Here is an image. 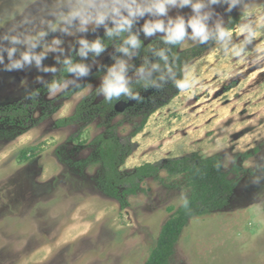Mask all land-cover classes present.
<instances>
[{
	"label": "rangeland",
	"instance_id": "obj_1",
	"mask_svg": "<svg viewBox=\"0 0 264 264\" xmlns=\"http://www.w3.org/2000/svg\"><path fill=\"white\" fill-rule=\"evenodd\" d=\"M90 2L106 6L107 16L103 24L93 21L81 30L80 20L73 17L68 22L67 14L82 0H0V110L34 105L35 122L22 133L15 125L0 123V264L145 263L161 226L181 204V191L146 179L141 191L121 208L97 187L100 166L80 165L93 158L97 136L115 126L113 132L124 142L140 119L119 111L109 120L84 119L60 128L55 123L73 115L84 98L91 97L92 103L105 98V82L113 79L111 69L119 72L123 65L125 86L142 75L128 71L135 54L121 45L113 42L97 53L83 48L81 40L91 45L108 33L123 31L126 37L148 43L168 37L167 30L183 19L180 49L184 50L202 42L188 26L197 15H207L202 22L214 40L185 67L182 81L189 86L180 88L130 139L133 151L121 170L191 153L219 154L224 171L237 181L230 203L191 218L169 264H264V54L260 51L264 34H259L264 33L260 22L264 0H191L204 5L196 11L180 0H135L142 8L164 2L165 12L152 8L132 17L122 6L131 0ZM113 6L119 16L111 11ZM121 16L131 23L116 30ZM231 21L228 30L233 36L218 39L219 30ZM154 23H161L164 30L146 34L143 27ZM241 24L257 32V38L243 43ZM241 46L243 52L235 56ZM9 49H14L11 55ZM74 57L81 61L75 69L85 71L75 70L49 90L52 78ZM76 85L84 86L70 98L62 97ZM28 147L35 148L36 156L21 161V152ZM244 153L249 158L239 157ZM234 165L240 171L237 178Z\"/></svg>",
	"mask_w": 264,
	"mask_h": 264
},
{
	"label": "trees",
	"instance_id": "obj_2",
	"mask_svg": "<svg viewBox=\"0 0 264 264\" xmlns=\"http://www.w3.org/2000/svg\"><path fill=\"white\" fill-rule=\"evenodd\" d=\"M231 21L226 28L232 25ZM129 37L123 31L111 32L98 40L101 49L116 43L126 49L127 53H134V59L128 71L142 75L128 84V93L119 96L103 98L92 103L91 97L84 98L75 108L73 115L58 120L55 126L65 127L84 119L93 120L104 117L107 120L118 111L115 106L123 104L120 113L129 114L140 121L129 138L124 142L113 132L115 126L107 129L93 140L95 153L93 158L80 162L81 167L90 164L100 166L97 187L107 197L114 199L121 208L128 205L127 198L137 195L141 191V184L146 179L161 182L166 187L177 188L183 199L160 228L158 238L144 264H169L174 254V247L189 220L195 216H204L221 210L229 205L234 194L237 181L230 179L224 171L222 157L219 154L208 157L198 153H191L179 158H171L157 163H144L130 171H122L121 167L132 153L131 138L139 134L150 115L159 108L167 105L180 91L178 84L182 81L185 67L199 57L213 42L214 36L190 48L181 50V41L172 43L168 37L156 38L148 43L137 39L139 45L133 47L126 41ZM81 61L71 58L49 83V90H53L66 81ZM143 69V71H141ZM84 85H76L62 94L63 98H70L74 93L83 89ZM34 106V105H33ZM28 105H13L0 110V123L6 122L19 127V133L33 127L32 107ZM46 118L42 116L41 119ZM36 156L35 148L28 147L21 152L20 160H28ZM248 153L240 154L242 159L249 158ZM165 174V178L161 177ZM232 173L238 177L240 171L233 166Z\"/></svg>",
	"mask_w": 264,
	"mask_h": 264
},
{
	"label": "clouds",
	"instance_id": "obj_3",
	"mask_svg": "<svg viewBox=\"0 0 264 264\" xmlns=\"http://www.w3.org/2000/svg\"><path fill=\"white\" fill-rule=\"evenodd\" d=\"M167 3H175V0H165ZM217 0H209V3H216ZM236 0H232V3H235ZM181 5H190L194 11L200 9L204 5L201 2L191 3V0H180ZM135 0H131L130 4H124L122 5L128 12V16H136V15H143L144 11H152V8H155L156 12L158 13H164L165 12V6L164 2L156 3L152 5L151 7H140L139 5H135ZM232 4L229 5V10L231 8ZM106 6H96L93 5L90 0H82V3L79 5V7L76 10H72L67 14L68 22H71V18L75 17L80 20L81 30L83 29V26L90 23L95 22L96 24H103L104 20L107 16V11L104 10ZM92 9L94 11V15H92L88 10ZM111 11L114 12L117 16L120 15L119 10L117 7L113 6L111 8ZM207 19V15L199 16L197 15L193 19H191L188 22V26L191 28L192 33L194 36H198L201 41H205L208 38V34L206 31V26L202 22L203 20ZM261 26H264V17H261ZM131 21L128 18L120 17V21L116 24V30H123L127 25H130ZM53 28H55V25H53ZM155 30H164L162 28L161 23H154V24H146L143 27V31L146 34H152ZM170 35L168 36V39L172 43H176L181 41L185 36V21L183 19H179L173 28L168 29ZM238 32L240 36H244L243 43H250L253 39H256L258 36L257 32H253L251 28H249L245 24H241L238 26ZM247 33V34H246ZM111 34V33H110ZM264 34V33H259ZM40 35H44V33H40ZM233 36V32L230 30H219L217 38L218 39H224V38H231ZM14 42L17 40L16 37L11 38ZM33 41L35 38H31ZM127 43L131 44L133 47H137L139 45V41L132 37L129 40L126 41ZM55 43H59V41H55ZM80 43L83 45V48H92L97 53L101 51V45L99 42H95L91 45H89L86 41L81 40ZM33 46L34 43H33ZM83 48L81 49V55H83ZM124 51H127L126 49H123ZM12 51L14 49H9V55H11ZM262 54H264V49L260 50ZM241 52H243V47L241 46L240 49L235 51L233 54L235 56H240ZM24 61L29 60V56L25 54L23 56ZM37 60V63H39V57H35ZM71 70H78L79 72H84L85 69L83 67H79L77 69H71ZM143 71V69H141ZM111 75L113 76L112 80L105 82V87L103 89L106 98H110L112 96H119L120 93H128V89L125 86L124 77L121 74L123 72V65H120L119 72L115 68L110 70ZM188 83L186 81H182L178 84V87L183 89L188 87Z\"/></svg>",
	"mask_w": 264,
	"mask_h": 264
},
{
	"label": "water",
	"instance_id": "obj_4",
	"mask_svg": "<svg viewBox=\"0 0 264 264\" xmlns=\"http://www.w3.org/2000/svg\"><path fill=\"white\" fill-rule=\"evenodd\" d=\"M122 109H123V104L122 103H118L116 106H115V110L116 111H122Z\"/></svg>",
	"mask_w": 264,
	"mask_h": 264
}]
</instances>
